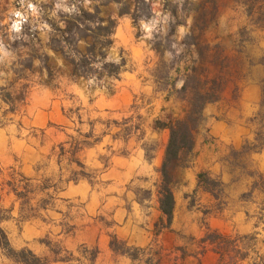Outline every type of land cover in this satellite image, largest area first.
I'll return each instance as SVG.
<instances>
[{
    "label": "rangeland",
    "instance_id": "obj_1",
    "mask_svg": "<svg viewBox=\"0 0 264 264\" xmlns=\"http://www.w3.org/2000/svg\"><path fill=\"white\" fill-rule=\"evenodd\" d=\"M81 9L91 13L97 10L99 17L116 20L117 26L124 23V31L131 36L129 45H117V26L111 36L97 23L85 22L77 28ZM126 72L137 74L152 93L137 94L129 106L123 104L120 110L127 115L96 104L103 94L117 93L118 81ZM251 83L258 89L251 93L256 98L254 114L244 122L250 131L241 147L225 149V158L231 171H248L254 185L264 190V175L253 169L257 161L252 158L264 151V0H0V126L17 122L22 125L23 116H30L28 106L47 98L58 113L57 120L47 126L56 136L51 141L61 135L65 139L55 146L60 164L59 178L55 180L29 186L17 169L1 170L4 185L16 195L15 218L23 222L27 216L38 217L40 210L31 193L38 185L49 186L52 192L42 205H55L56 195L68 182L87 180L98 185V177L109 166L111 157L126 153L117 141L136 129L152 137L146 142L147 157L158 145H162L165 157L170 130L162 125L184 118L190 100L206 102L195 140H200L202 147L215 144L214 138L208 136L209 123H241L240 100ZM60 106L64 119L60 118ZM209 108H213L212 112ZM154 128L165 131L159 130L156 137ZM26 130L31 132L32 128L26 124ZM97 146L101 148L98 159L103 167L90 169L77 159V153ZM196 156L193 150L189 161L169 165L172 187H181ZM69 162L74 167H66ZM197 188L215 197L217 210L224 208L228 184L219 177L200 171ZM149 196L148 190L140 193L141 198ZM185 197L191 206L199 200L195 191ZM196 208L203 215L198 221L205 235L202 239L185 236L188 243L195 241L196 246H190V252L181 248L180 254L202 253L200 244L208 236L209 242H222L226 264L233 262L234 254L245 257L250 236L241 241L216 239L204 228L209 210L202 209L200 202ZM12 214L3 208L0 221ZM72 217H77V206H67L64 212L61 230L65 233L73 231ZM99 223L109 225L104 219ZM40 242L49 249L48 257L28 248L14 249L30 250L36 256L19 254L17 260L3 251L20 264H53L56 260L95 264L97 251L93 248L81 245L73 251L55 235H47ZM111 246L139 264H161L157 249H133L113 237Z\"/></svg>",
    "mask_w": 264,
    "mask_h": 264
},
{
    "label": "crops",
    "instance_id": "obj_2",
    "mask_svg": "<svg viewBox=\"0 0 264 264\" xmlns=\"http://www.w3.org/2000/svg\"><path fill=\"white\" fill-rule=\"evenodd\" d=\"M123 25L117 26L116 43L120 47H127L131 36L124 31ZM117 88V93L103 94L96 104L105 110L112 109L117 114L127 115L120 110L123 104L129 106L137 94L147 91L152 93L147 84L131 72L123 74ZM257 89V85L251 83L243 91L239 105L241 123L212 120L208 136L214 138L215 144L202 147L201 141L195 140L197 156L193 166L185 172L181 187H172L175 199L172 222L160 231L157 224L163 218V213L159 190L162 182L161 165L165 157L162 145L157 146L150 158L147 157L146 142L152 137L140 133V128L117 141V145L126 153L111 157L109 166L98 177V185L87 180L68 182L56 195L55 205L41 204L50 198L52 192L49 186L38 185V189L31 193L35 196V206L40 214L38 217L27 216L23 222L17 221L14 214L17 210L16 195L4 185L2 178L5 176L1 170L17 169L29 186L55 180L60 174L55 146L65 140L61 135L58 140L51 141V137L56 139V136L51 134L47 126L49 122L57 120L58 113L51 108L50 101L45 98L32 102L28 106L30 116H23L22 125L17 122L0 126V210L8 208L13 213L0 221V229L6 233L10 246L13 249L28 248L48 257L49 249L41 244L40 239L55 235L73 251L81 245L95 249V264H139L137 259L119 253L111 246L113 237L133 249L145 252L157 249L161 264H226L220 241L201 242L202 253H185L183 256L184 253L181 255L179 252H183L181 248L186 250L196 246L195 241L189 244L185 236L202 239L205 235L198 221L203 215L196 208L200 202L202 209L209 210L204 218L207 231L219 232L234 241L250 236L245 257L234 254L231 264H264V190L254 185L248 171H231L225 158L227 147L239 148L246 141L250 129L244 122L254 114L256 98H252L251 93ZM62 107L59 108L60 118L64 119ZM209 109L212 112L213 108ZM26 124L32 128L31 132L26 130ZM159 130L165 131L154 128L156 137L160 135ZM33 132L36 137L32 136ZM165 146L166 142H163V148ZM99 151V146L85 148L77 153V159L90 169L102 168L103 164L98 159ZM252 158L257 161L253 163V169L264 175V151L254 154ZM71 164L74 167L71 162L66 167L70 168ZM200 171H208L228 184L227 203L221 210H217V200L210 192L197 188V173ZM146 190L150 191V196L141 198L140 193ZM193 191L199 197L195 206H191L185 197L186 193ZM67 206H77V217L71 218L73 231L70 233L61 230ZM99 219L109 221V225H101ZM235 248L240 249V246L235 245ZM0 264L20 263L7 257L0 247ZM53 264L65 263L56 260Z\"/></svg>",
    "mask_w": 264,
    "mask_h": 264
},
{
    "label": "trees",
    "instance_id": "obj_3",
    "mask_svg": "<svg viewBox=\"0 0 264 264\" xmlns=\"http://www.w3.org/2000/svg\"><path fill=\"white\" fill-rule=\"evenodd\" d=\"M113 2H120V0H109ZM80 14L77 15V28L82 25V23H97L99 25V29L106 30L107 36H111L114 34L117 22L111 18L105 20L98 16L97 10L94 13L85 11L81 9ZM136 19V18H135ZM107 22V26H103L104 23ZM81 38L78 39V41ZM112 42L110 41L109 44ZM81 65H85L84 61H81ZM115 67V66H113ZM117 68V67H116ZM187 88L186 83L183 85L182 90L185 91ZM204 97V96H200ZM197 100H190V108L187 111V114L184 118L176 120V121H169L165 123L164 127L170 130V138L169 143L166 148V155L162 165L161 174H162V183L160 185V209L163 213V218L157 224V228L159 231L163 228H167L170 226L172 219H173V212L175 207V199L172 191V182L170 180V168L169 165L171 163H175L178 161L186 162L189 161L188 159L193 156V150L195 146V135L197 131V124L199 119L202 117L203 107L206 102L202 104H197ZM203 177V174L200 175V178ZM208 231L215 235L216 239L224 241L227 240L228 237L208 229ZM208 236H206L202 241L206 242ZM0 247L6 251L9 257L15 258L18 260V256L21 254H29L32 257H36L30 250H21L20 252H16L14 249L11 248L8 237L6 233L1 230L0 231ZM21 262L26 263V260L22 259Z\"/></svg>",
    "mask_w": 264,
    "mask_h": 264
}]
</instances>
